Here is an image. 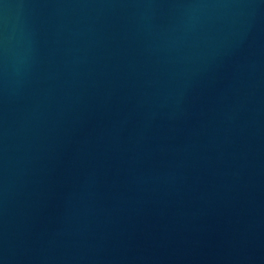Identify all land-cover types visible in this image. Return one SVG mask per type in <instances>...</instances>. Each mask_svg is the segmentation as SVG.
<instances>
[{
    "label": "water",
    "instance_id": "water-1",
    "mask_svg": "<svg viewBox=\"0 0 264 264\" xmlns=\"http://www.w3.org/2000/svg\"><path fill=\"white\" fill-rule=\"evenodd\" d=\"M0 264H264V0H0Z\"/></svg>",
    "mask_w": 264,
    "mask_h": 264
}]
</instances>
